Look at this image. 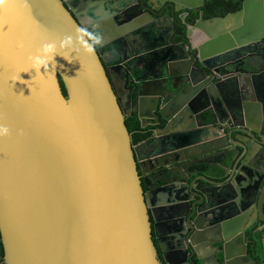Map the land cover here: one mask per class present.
<instances>
[{
	"label": "water",
	"instance_id": "water-1",
	"mask_svg": "<svg viewBox=\"0 0 264 264\" xmlns=\"http://www.w3.org/2000/svg\"><path fill=\"white\" fill-rule=\"evenodd\" d=\"M178 1L142 0L134 13L141 11L142 16L123 25L124 30L103 31L104 41L122 46L116 60L103 57L96 48L92 54L82 50L80 25L62 0H5L0 5V124L9 129L0 136L2 264H163L152 240L138 174V167L144 174L145 166L159 159L165 162L156 168L169 176L162 181L184 185L183 196L175 189L171 194L167 191L170 196L160 206L170 213L172 233L182 228L190 245L168 264L231 260L254 264L246 244L255 245L256 239L245 238L247 228L236 226L243 209L234 200L227 170L236 165L255 168L259 162L264 166V120L259 127L247 126V108H231L219 92L220 102L203 106L204 116L194 114L192 103L202 89L213 98L216 67L231 59L234 50L241 52L250 42L263 46L264 0H242L235 13L200 19L206 23L203 44L194 46L186 37L178 45L166 46L168 52L158 53L154 50L164 41L162 18L172 26L173 14L182 10ZM166 7L170 13L163 15ZM216 22L222 27L211 32ZM64 36L73 38L72 49H59L38 70L29 64V55L43 42ZM155 56L160 75L138 61ZM184 57L192 58V67L178 71ZM125 60L131 92L122 108L105 66ZM198 75L202 82L206 76L208 88L196 82ZM186 111L189 118L195 115L188 123ZM134 114L142 128L157 126L146 146L145 161L134 154L125 125V117ZM222 116L241 127L234 129L225 121L211 132ZM193 149L218 156L217 172L227 177L224 185H218L223 189L184 177L197 157L187 156ZM227 213L235 219L225 220ZM200 234L212 241L205 246L214 251L196 249L193 239ZM230 240L233 252L227 248ZM254 255L264 264V254L254 251Z\"/></svg>",
	"mask_w": 264,
	"mask_h": 264
},
{
	"label": "flooded vegetation",
	"instance_id": "flooded-vegetation-1",
	"mask_svg": "<svg viewBox=\"0 0 264 264\" xmlns=\"http://www.w3.org/2000/svg\"><path fill=\"white\" fill-rule=\"evenodd\" d=\"M142 0H62V3L68 10H70L71 15L76 20V22L80 26H84L94 35L100 37V43L96 46V50L103 57H107L109 60H116L117 56L122 54V46L118 43H114L112 41H104L105 39L100 36V34L105 32L114 33L119 31L123 25L134 21L139 16H142L140 13L134 15L137 12V8H139V3ZM202 1V5L198 6ZM208 0H180L178 1V6L182 7V10L178 13H174L175 20L171 26L170 23L165 18H162V29L163 34L162 37L164 39L163 43L159 46H156L154 51H158V53L163 49V53L168 52L166 46L178 45L188 37L194 46L203 44L207 38L205 33V24L200 23L199 20L203 19L204 21L212 20L215 17L226 16L230 13L228 12L225 15L219 16H211L206 17L204 13L205 7H207ZM242 3V0H240ZM127 5L128 7L125 9L118 10L117 6L122 7ZM193 7H187V6ZM196 6L199 7V12H196ZM241 6V5H240ZM241 8V7H240ZM144 12L146 10H143ZM107 13V14H106ZM169 7L165 8L164 14H169ZM134 15V16H133ZM156 18V16H154ZM229 24V21L227 22ZM173 29L171 33L170 29ZM218 28L210 29L217 30ZM261 43H249L243 51L236 53V50L233 51L231 55V59L227 60L225 63L220 62L216 67L215 76L217 78H213L216 83L217 91H215V95L212 94L213 98L211 99L208 94L202 89L199 91L198 97L193 101L192 107L195 109L194 114H199L200 116H204V107L208 105L210 101L220 102L218 98V92L222 94L223 100H225L231 108L244 107L247 108L248 120L245 122L247 126H251L253 128L259 127L264 120V38ZM114 49L116 52H114ZM185 55V51L182 55ZM158 56L152 58H142L138 61L140 63H144L147 67L149 66L156 74L160 75V72L157 73L156 64H158ZM159 58V57H158ZM190 62H192V58H185L182 60L177 70L179 71H188L192 66H190ZM126 63L128 60L122 61L121 64L117 63L110 66H105L106 73L111 82L112 88L118 99V103L120 107L125 108L128 104V95L130 94V79L127 81L125 79L127 68ZM194 64V63H193ZM175 68V67H174ZM173 70V69H172ZM170 69L168 67L166 73L169 74ZM205 72L209 75V71L205 70ZM251 78L254 84V87H251ZM203 76L198 75L196 82L200 83L203 80ZM180 79H177L179 82ZM204 86L208 88V84L210 82L207 80L205 76V82H202ZM215 105V104H214ZM203 108V110H201ZM249 110V111H248ZM203 112V113H202ZM189 112L186 111L185 121L188 123L193 120L194 114H192V118H189ZM132 116H137L134 114ZM128 117V116H127ZM224 116L218 118V122L216 124V128H210L211 132H216L217 127H220V123L227 121L229 125L234 128H240L241 125L237 122L231 121V118L227 120L223 118ZM126 118V117H125ZM138 120V118H137ZM139 132L130 135V144L134 151V154L140 155L141 161H145L147 159V144L149 140L155 135L154 130L157 126H154L153 130L146 129L145 127H141L140 121ZM151 122L150 120H146L145 123ZM245 122L242 124L244 125ZM150 125V124H146ZM235 134H238L235 132ZM264 137V133H262ZM264 141V139H263ZM255 146H258L255 144ZM187 156L195 157L193 159L194 164L188 167V170L184 172V177L188 178L189 182L196 180L195 182L200 184L201 186H205L204 181L210 182L213 188H220L223 184V181L227 179V177L221 176V173L217 172V160L218 156H208L202 155L200 150L193 149ZM146 157V159H144ZM217 157V158H216ZM152 158H149L151 160ZM163 159H159L158 161L151 162L145 166V172L142 174L141 169L138 167V174L141 180L142 191L144 195V199L146 205L148 207L149 219L152 224L151 227V235L152 240L156 246L158 257L162 261L163 264H168L170 260L175 258V253L182 250L186 251L190 249V245L187 244V239H184L183 233L180 231H185L182 228L172 233V223L166 226L164 223H159L162 218V214L164 211L160 206L165 200L162 198L163 195L167 191L171 194V190L175 189L176 193L179 195H184L183 187L184 185H180L177 187L173 183L165 184L162 180L169 179V176H166L163 173V169L156 168L160 163H164ZM228 176L229 174L232 176V188L234 189V197L236 204L240 203L242 212L239 214V222L236 223V226H241L242 228H247L244 231V237H254L256 239V244H252V242H248L246 244L247 254L253 256L254 264H261L260 261H257V256L254 255V251L264 254V166H262L261 162L255 168L245 167L236 165L235 168H229L227 170ZM176 177V176H175ZM177 178V177H176ZM221 184V186H218ZM168 189V190H167ZM187 189V186H186ZM185 197H190L187 192H185ZM195 201L200 202V198L195 197ZM201 216H204L202 214ZM235 219V216L229 215L227 213L226 219L227 221H231ZM219 225V224H218ZM184 229H187L185 226ZM206 231V228H203ZM202 235L193 239L194 246L199 250H211V247H206L205 244L212 243L209 241H205L202 239ZM227 248L229 251L233 252L235 246L232 240L227 244ZM173 250V251H172ZM171 251V253H170ZM175 251V252H174ZM0 254L1 258L3 255L2 247L0 246ZM3 259H0V264H2ZM227 264H246L245 261L239 260H231Z\"/></svg>",
	"mask_w": 264,
	"mask_h": 264
},
{
	"label": "clouds",
	"instance_id": "clouds-1",
	"mask_svg": "<svg viewBox=\"0 0 264 264\" xmlns=\"http://www.w3.org/2000/svg\"><path fill=\"white\" fill-rule=\"evenodd\" d=\"M5 0H0V5H3ZM79 33L78 40L81 44V48L84 52L92 54L95 48L100 43V37L94 35L84 26L77 28ZM87 37V40H85ZM73 38L71 36H64L58 40L45 41L43 42L31 55L28 57L29 64L35 68L40 69L41 66L46 65L53 56L58 52L59 49H72ZM9 132L7 126L0 124V136H5Z\"/></svg>",
	"mask_w": 264,
	"mask_h": 264
},
{
	"label": "trees",
	"instance_id": "trees-1",
	"mask_svg": "<svg viewBox=\"0 0 264 264\" xmlns=\"http://www.w3.org/2000/svg\"><path fill=\"white\" fill-rule=\"evenodd\" d=\"M240 0H208L207 7L204 9L206 17L225 15L228 12H236L240 9ZM63 92L65 90L61 82ZM125 125L129 134L139 132V122L135 116H128L125 118Z\"/></svg>",
	"mask_w": 264,
	"mask_h": 264
},
{
	"label": "crops",
	"instance_id": "crops-1",
	"mask_svg": "<svg viewBox=\"0 0 264 264\" xmlns=\"http://www.w3.org/2000/svg\"><path fill=\"white\" fill-rule=\"evenodd\" d=\"M229 24H230V22H229ZM214 28H218L217 30H219V29H221V27H222V24L220 23V22H216L215 23V25L213 26ZM120 30H124V28L122 27ZM127 30V29H126ZM114 52H116L115 51V49H114ZM145 128L146 129H149V130H153V128H154V126L153 125H146L145 126ZM160 196V198H161V196H163L162 198L164 199V200H166V199H168V197L170 196L168 193L167 194H163V195H159ZM162 198H161V200H162ZM165 203V202H164ZM165 211V210H164ZM164 214H162V218H161V220L159 221V223H164V224H166V226L167 225H169L170 223H172L171 222V220H170V218H169V214L167 213V212H163ZM173 251V250H172ZM175 252V251H174ZM170 253H171V251H170ZM174 260H176V257L175 258H173Z\"/></svg>",
	"mask_w": 264,
	"mask_h": 264
}]
</instances>
